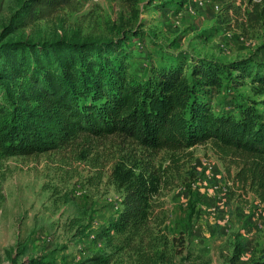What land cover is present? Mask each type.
Wrapping results in <instances>:
<instances>
[{"label":"rangeland","instance_id":"rangeland-1","mask_svg":"<svg viewBox=\"0 0 264 264\" xmlns=\"http://www.w3.org/2000/svg\"><path fill=\"white\" fill-rule=\"evenodd\" d=\"M256 1L78 0L36 20L19 11L26 0H0V49L113 43L139 77L153 65L213 59L228 65L211 88L214 106L252 104L264 116V93L231 67L248 59L252 75H264ZM251 160L214 141L152 152L120 136H81L53 152L0 156V264H82L97 253L108 254L109 264H230L238 248L243 260L264 256V200L236 177ZM125 169L156 174L159 184L150 229L113 254L106 233L123 207Z\"/></svg>","mask_w":264,"mask_h":264},{"label":"trees","instance_id":"trees-1","mask_svg":"<svg viewBox=\"0 0 264 264\" xmlns=\"http://www.w3.org/2000/svg\"><path fill=\"white\" fill-rule=\"evenodd\" d=\"M77 1L26 0L19 11L46 20ZM253 12L257 24L264 21V0L253 3ZM61 42L43 52L29 45L0 49V156L53 152L81 136H120L152 152L172 153L214 141L226 152L252 158L236 177L256 187L264 200V116L252 104L228 102L218 108L210 96L228 65L200 57L194 66L182 61L153 65L139 77L117 57L113 43ZM231 67L253 78L264 93L261 69L252 75L248 59ZM120 180L123 207L106 233L113 254L133 248L150 229L159 184L156 174L131 169L122 171ZM82 264H109V255L97 253ZM230 264H264V256L243 260L238 248Z\"/></svg>","mask_w":264,"mask_h":264},{"label":"crops","instance_id":"crops-1","mask_svg":"<svg viewBox=\"0 0 264 264\" xmlns=\"http://www.w3.org/2000/svg\"><path fill=\"white\" fill-rule=\"evenodd\" d=\"M217 107L219 108V105Z\"/></svg>","mask_w":264,"mask_h":264}]
</instances>
